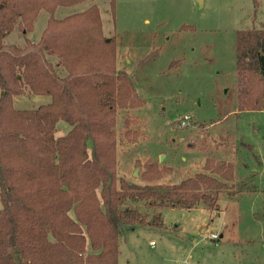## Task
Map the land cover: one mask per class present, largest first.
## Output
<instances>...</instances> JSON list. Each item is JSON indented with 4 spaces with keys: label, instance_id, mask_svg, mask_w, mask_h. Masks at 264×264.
Listing matches in <instances>:
<instances>
[{
    "label": "trees",
    "instance_id": "16d2710c",
    "mask_svg": "<svg viewBox=\"0 0 264 264\" xmlns=\"http://www.w3.org/2000/svg\"><path fill=\"white\" fill-rule=\"evenodd\" d=\"M82 1L0 0V264H118L122 227L146 222L150 209H214L222 192L234 194V164L215 158L178 183H152L164 172L155 163L147 183H118V112L140 102L98 5L54 16ZM42 9L51 15L38 41L5 42L15 27L31 32ZM236 68L240 110L263 109L264 27L237 32ZM27 92L52 100L16 108ZM60 121L71 125L62 135ZM123 125L133 140L129 117Z\"/></svg>",
    "mask_w": 264,
    "mask_h": 264
},
{
    "label": "rangeland",
    "instance_id": "374dc122",
    "mask_svg": "<svg viewBox=\"0 0 264 264\" xmlns=\"http://www.w3.org/2000/svg\"><path fill=\"white\" fill-rule=\"evenodd\" d=\"M92 4L140 102L118 112V183H147L150 163L164 171L155 184L178 183L208 158L235 167L234 194L222 192L216 208L150 209L146 222L123 226L118 264H264V108L240 110L236 68V34L264 27V0H115L114 10L110 0H85L59 6L54 16ZM50 15L42 9L31 32L15 27L5 42L38 41ZM51 100L27 92L14 96V106ZM126 116L137 131L131 141L123 135ZM70 129L60 121L57 133ZM133 205L147 212L146 203Z\"/></svg>",
    "mask_w": 264,
    "mask_h": 264
},
{
    "label": "built area",
    "instance_id": "2783aa9c",
    "mask_svg": "<svg viewBox=\"0 0 264 264\" xmlns=\"http://www.w3.org/2000/svg\"><path fill=\"white\" fill-rule=\"evenodd\" d=\"M189 118H190V116H189V115H186V116L184 117V121H183V123H185V120H188ZM211 236H212L213 238H216V237H217L216 234H211Z\"/></svg>",
    "mask_w": 264,
    "mask_h": 264
},
{
    "label": "water",
    "instance_id": "95a60500",
    "mask_svg": "<svg viewBox=\"0 0 264 264\" xmlns=\"http://www.w3.org/2000/svg\"><path fill=\"white\" fill-rule=\"evenodd\" d=\"M108 40H110V39L108 38Z\"/></svg>",
    "mask_w": 264,
    "mask_h": 264
},
{
    "label": "crops",
    "instance_id": "0c3cea01",
    "mask_svg": "<svg viewBox=\"0 0 264 264\" xmlns=\"http://www.w3.org/2000/svg\"><path fill=\"white\" fill-rule=\"evenodd\" d=\"M222 236V235H221Z\"/></svg>",
    "mask_w": 264,
    "mask_h": 264
}]
</instances>
